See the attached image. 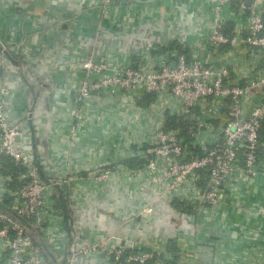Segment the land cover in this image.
Returning <instances> with one entry per match:
<instances>
[{
    "label": "built area",
    "instance_id": "obj_1",
    "mask_svg": "<svg viewBox=\"0 0 264 264\" xmlns=\"http://www.w3.org/2000/svg\"><path fill=\"white\" fill-rule=\"evenodd\" d=\"M183 1L192 17L202 19L194 37L150 34L134 39L126 56L108 44L102 53L88 51L84 77L72 90L70 137L92 120L86 109L93 98L105 99L107 116L121 127L132 156L87 176L101 186L119 175L122 184L149 191L153 201L142 200L132 217L177 203L174 223L183 217L194 227L243 177L264 179V0ZM121 3L126 1L95 2L91 43H99L107 28L127 32L118 23ZM5 55L0 49V67ZM7 93L0 83V264H85L99 254L113 264H192L195 251L180 247L177 232L165 249L138 245L130 236L92 239L93 220L85 219L71 189L82 173H44L35 150L23 146L27 131L8 116ZM33 109L25 117L30 123ZM125 117L129 127L118 125ZM132 159L144 164L132 166ZM7 162L15 170L6 172ZM59 191L69 209L70 234L50 231L55 216L64 224ZM245 227V237L252 238L254 230Z\"/></svg>",
    "mask_w": 264,
    "mask_h": 264
},
{
    "label": "crops",
    "instance_id": "obj_2",
    "mask_svg": "<svg viewBox=\"0 0 264 264\" xmlns=\"http://www.w3.org/2000/svg\"><path fill=\"white\" fill-rule=\"evenodd\" d=\"M95 2L0 0V41L10 55H5L4 67H0V83L7 87L8 116L27 131L23 146L35 150L47 176L64 178L69 173H82L71 189L85 219L93 220L89 235L95 241L112 235L130 236L138 245L156 243L165 249L170 236L177 232L180 247L195 251L192 264H264V179L243 177L241 184L236 182L227 191L218 209L191 227L183 217L174 223L177 203L158 205L156 213L149 216L132 217L142 200L153 201L149 191L122 184L119 175L101 186L87 176L96 168L132 156L131 147L122 140L121 127L109 120L106 101L100 97L93 98L86 109L92 120L80 125L77 137H70L72 90L84 77L81 63L97 27L98 15L92 10ZM124 5L118 23L127 32L105 29L98 53L108 44L117 55L126 56L135 40L150 34L153 39L172 34L194 37L202 23L200 17L191 16L193 9L183 0ZM33 97L36 102L30 123L25 117ZM130 124L131 119L125 117L118 125ZM61 219L54 217L51 234H63ZM245 226L254 230L252 238L245 237ZM97 256L85 264H113L106 256Z\"/></svg>",
    "mask_w": 264,
    "mask_h": 264
},
{
    "label": "water",
    "instance_id": "obj_3",
    "mask_svg": "<svg viewBox=\"0 0 264 264\" xmlns=\"http://www.w3.org/2000/svg\"><path fill=\"white\" fill-rule=\"evenodd\" d=\"M122 1L143 4V3H151V2H154L156 0H122ZM98 46H99L98 42L91 43V45H89V47H88V51H91L92 48H94V53L96 54L98 52ZM0 49L3 50L8 57H10V55L6 52L5 46L2 44L1 41H0ZM35 102H36V97H33L31 107L29 109L30 111L34 108ZM58 199H59V202H60L62 209L64 211V228L67 231V233L70 234L71 233L70 232V220L68 218L69 209L67 207L65 200L61 196V191L58 192Z\"/></svg>",
    "mask_w": 264,
    "mask_h": 264
},
{
    "label": "trees",
    "instance_id": "obj_4",
    "mask_svg": "<svg viewBox=\"0 0 264 264\" xmlns=\"http://www.w3.org/2000/svg\"><path fill=\"white\" fill-rule=\"evenodd\" d=\"M262 149H264V148H262ZM128 162L132 166H142L144 164L143 161H138V160H135V159H132V160H130ZM12 170H15V167L10 162H7V166L5 168V171L9 172V171H12Z\"/></svg>",
    "mask_w": 264,
    "mask_h": 264
},
{
    "label": "rangeland",
    "instance_id": "obj_5",
    "mask_svg": "<svg viewBox=\"0 0 264 264\" xmlns=\"http://www.w3.org/2000/svg\"><path fill=\"white\" fill-rule=\"evenodd\" d=\"M114 5H116L115 1H113L112 6H114ZM118 6H119V7H124L125 5L121 3V4H119ZM126 6H128V5H126ZM111 24H112V23H111ZM112 25H113V24H112Z\"/></svg>",
    "mask_w": 264,
    "mask_h": 264
}]
</instances>
